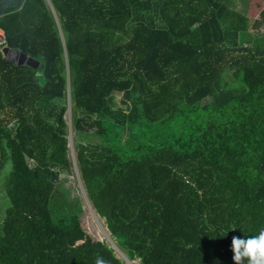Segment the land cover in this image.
Segmentation results:
<instances>
[{
  "label": "trees",
  "instance_id": "1",
  "mask_svg": "<svg viewBox=\"0 0 264 264\" xmlns=\"http://www.w3.org/2000/svg\"><path fill=\"white\" fill-rule=\"evenodd\" d=\"M236 1L0 0L8 47L38 63L0 50V264H126L63 188L70 108L80 179L130 259L234 264L232 237L264 228V9Z\"/></svg>",
  "mask_w": 264,
  "mask_h": 264
},
{
  "label": "rangeland",
  "instance_id": "2",
  "mask_svg": "<svg viewBox=\"0 0 264 264\" xmlns=\"http://www.w3.org/2000/svg\"><path fill=\"white\" fill-rule=\"evenodd\" d=\"M240 2L241 0H237L236 4L241 5L242 8H246L248 17L253 21L259 17L260 13L264 9V0H244V3L242 4ZM260 34L264 35V29L260 32ZM72 118L73 110L70 108L66 120L69 132V155L72 161V175H69L68 177L67 175H62L63 179L65 178L63 182V188H68L73 198L76 200H78L77 196H80L82 199V204L85 206L83 207L85 212H83L82 215V225L85 227V229H87L89 235L107 241L115 249L116 254L122 258L126 264H141V261L138 258L130 259L127 256L126 252L121 248L118 241L112 236L106 221L97 214L91 205L85 185H83L80 179L77 157L81 150L78 145H81L82 142L79 141L78 136L73 130ZM89 139L96 141L97 137L89 136ZM82 144L85 145V143ZM12 169V162L9 160L0 176V235L2 232L6 211L11 207L8 188L12 175Z\"/></svg>",
  "mask_w": 264,
  "mask_h": 264
},
{
  "label": "clouds",
  "instance_id": "3",
  "mask_svg": "<svg viewBox=\"0 0 264 264\" xmlns=\"http://www.w3.org/2000/svg\"><path fill=\"white\" fill-rule=\"evenodd\" d=\"M231 251L234 264H264V228L256 235L233 236ZM96 264H104V261L97 258Z\"/></svg>",
  "mask_w": 264,
  "mask_h": 264
},
{
  "label": "water",
  "instance_id": "4",
  "mask_svg": "<svg viewBox=\"0 0 264 264\" xmlns=\"http://www.w3.org/2000/svg\"><path fill=\"white\" fill-rule=\"evenodd\" d=\"M8 57H12L15 63H19L21 65L27 64L33 66L35 68L38 67V63H35L32 59H29L27 55H22L18 51H11L9 47H6L2 51Z\"/></svg>",
  "mask_w": 264,
  "mask_h": 264
},
{
  "label": "built area",
  "instance_id": "5",
  "mask_svg": "<svg viewBox=\"0 0 264 264\" xmlns=\"http://www.w3.org/2000/svg\"><path fill=\"white\" fill-rule=\"evenodd\" d=\"M6 47H8L7 37L4 30L0 27V50L3 51Z\"/></svg>",
  "mask_w": 264,
  "mask_h": 264
}]
</instances>
